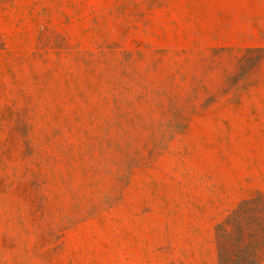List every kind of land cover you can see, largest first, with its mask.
Here are the masks:
<instances>
[{
    "label": "rangeland",
    "instance_id": "1",
    "mask_svg": "<svg viewBox=\"0 0 264 264\" xmlns=\"http://www.w3.org/2000/svg\"><path fill=\"white\" fill-rule=\"evenodd\" d=\"M262 226L264 0H0V264H256Z\"/></svg>",
    "mask_w": 264,
    "mask_h": 264
},
{
    "label": "trees",
    "instance_id": "2",
    "mask_svg": "<svg viewBox=\"0 0 264 264\" xmlns=\"http://www.w3.org/2000/svg\"><path fill=\"white\" fill-rule=\"evenodd\" d=\"M231 216H229V218H230ZM219 226H222L221 224L220 225H218V227ZM262 229H264V226H262ZM217 234H218V236L220 235V232H217ZM253 234H255L254 236H258L259 234L258 233H254V231L251 233V235H253ZM255 246L254 245H250V249L251 248H254ZM254 250V249H253ZM253 250H251V251H253ZM221 258V257H220ZM248 264H254V262H252V261H249V263Z\"/></svg>",
    "mask_w": 264,
    "mask_h": 264
},
{
    "label": "crops",
    "instance_id": "3",
    "mask_svg": "<svg viewBox=\"0 0 264 264\" xmlns=\"http://www.w3.org/2000/svg\"><path fill=\"white\" fill-rule=\"evenodd\" d=\"M256 264H264V258L258 261Z\"/></svg>",
    "mask_w": 264,
    "mask_h": 264
}]
</instances>
